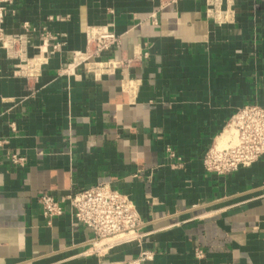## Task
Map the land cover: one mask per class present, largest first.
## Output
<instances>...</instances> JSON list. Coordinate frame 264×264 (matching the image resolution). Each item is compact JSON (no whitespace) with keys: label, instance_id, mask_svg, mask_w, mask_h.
I'll list each match as a JSON object with an SVG mask.
<instances>
[{"label":"crops","instance_id":"crops-1","mask_svg":"<svg viewBox=\"0 0 264 264\" xmlns=\"http://www.w3.org/2000/svg\"><path fill=\"white\" fill-rule=\"evenodd\" d=\"M208 1L7 7V34L37 46L49 33L62 49L35 80L0 48V264H129L143 252L140 264H264V156L227 176L203 164L239 109L264 108V0ZM89 27L121 38L103 59L134 62L94 79L74 58ZM104 183L135 203L142 238L98 256L67 197ZM44 192L64 208L51 223Z\"/></svg>","mask_w":264,"mask_h":264},{"label":"built area","instance_id":"built-area-1","mask_svg":"<svg viewBox=\"0 0 264 264\" xmlns=\"http://www.w3.org/2000/svg\"><path fill=\"white\" fill-rule=\"evenodd\" d=\"M15 0H0V48L11 58L19 59V71L28 79L37 80L38 72L47 63V55L62 49V43L49 33L41 38L37 46L32 44L30 35H9L5 31L7 7ZM179 0H161V7L177 3ZM216 10L220 0H209ZM155 17V15H153ZM121 46V38L107 27H89L87 30V48L83 54L75 53L74 58L82 56L79 63H87V72L100 79L110 75L134 61L122 62L112 58L103 59V54ZM38 50L36 57L28 58V50ZM15 55V56H14ZM146 55V54H145ZM40 61V63H38ZM21 63H24L22 66ZM228 137L224 144L214 143L203 158L205 170L210 174L227 176L241 168L249 167L264 156V108L249 105L239 109L227 123L224 132ZM175 158L174 154H171ZM14 165L24 166L26 159L14 153L10 157ZM42 213L49 223L64 214L63 205L49 193L38 198ZM74 222L89 228L93 232L90 254L103 256L119 245L113 243L126 240V243L139 242L143 225L142 216L132 199L109 184L72 193L67 197ZM198 255L202 257V253ZM153 254L143 252L129 264H140L152 259Z\"/></svg>","mask_w":264,"mask_h":264},{"label":"bare ground","instance_id":"bare-ground-1","mask_svg":"<svg viewBox=\"0 0 264 264\" xmlns=\"http://www.w3.org/2000/svg\"><path fill=\"white\" fill-rule=\"evenodd\" d=\"M228 134L227 132L225 134H223L221 137L218 138L217 142L218 144H224L225 141L227 140ZM126 243V240H120L118 242L113 243L114 245H119V244H123Z\"/></svg>","mask_w":264,"mask_h":264},{"label":"rangeland","instance_id":"rangeland-1","mask_svg":"<svg viewBox=\"0 0 264 264\" xmlns=\"http://www.w3.org/2000/svg\"><path fill=\"white\" fill-rule=\"evenodd\" d=\"M14 56H15V55H14ZM29 58H30V57H29ZM18 60H19V59H18ZM19 63H20V60H19ZM21 65H24V63H21ZM221 136H222V135H221ZM221 136H220V137H221ZM213 145H214V144H213ZM213 145H212V146H213ZM212 146H211V147H212Z\"/></svg>","mask_w":264,"mask_h":264}]
</instances>
